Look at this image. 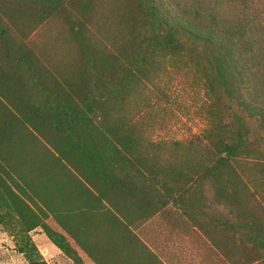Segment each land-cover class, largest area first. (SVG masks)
I'll use <instances>...</instances> for the list:
<instances>
[{"label":"trees","instance_id":"trees-1","mask_svg":"<svg viewBox=\"0 0 264 264\" xmlns=\"http://www.w3.org/2000/svg\"><path fill=\"white\" fill-rule=\"evenodd\" d=\"M50 26L74 45L76 62L86 68L77 65L72 75L57 69L58 61L52 62L44 45ZM101 32L111 36L106 50H98L93 40ZM199 45L204 47L202 75L209 96L214 97L209 104L212 117L201 138L218 155L209 175L212 181H224L218 184L216 195L230 209L225 216L177 204L166 181L169 165L159 155L163 148L180 150V142L167 147L153 141L143 145L138 139L144 137L125 128L123 117L110 118V111L108 116L100 114L107 100L124 97L128 83L157 51L176 53ZM237 75L232 52L176 19L164 0H0V171L17 185L9 173L13 167L6 150L21 140L25 127H43L47 116L78 156L87 165L90 162V171H86L90 175L84 173L81 186L88 193L97 191L93 192L96 200L107 195L117 209L115 203L127 200L128 209L122 208L129 213L135 212L132 203H138L145 219L169 204L176 205L222 257H230L229 248L246 242L258 250L242 264L260 262L264 260V221L251 213L256 196L248 190L250 178L236 164L253 144L243 117L236 113L239 106L245 111L251 107L239 93ZM217 94L226 99L225 109L219 112ZM221 119L226 121L221 124ZM0 208L18 217L24 238L16 250L27 264H48L29 233L38 227L74 264H84L66 237L45 223L1 172ZM53 213L61 227L77 239L72 227L59 219V214L67 212Z\"/></svg>","mask_w":264,"mask_h":264},{"label":"rangeland","instance_id":"rangeland-1","mask_svg":"<svg viewBox=\"0 0 264 264\" xmlns=\"http://www.w3.org/2000/svg\"><path fill=\"white\" fill-rule=\"evenodd\" d=\"M164 2L176 19L194 31L220 41L232 52L238 71L239 93L251 106L246 111L239 106L236 113L243 117L247 137L253 143L249 153L239 157L236 164L239 171L250 178L247 180L248 190L256 196L250 205L251 213L263 222L264 0ZM50 29L51 32L44 38V45L53 58L52 62L58 61L57 69L72 75L77 65L86 68L87 65L76 62L74 45L68 43L58 28L50 26ZM93 40L97 42L98 50H106L111 36L101 32L95 34ZM203 49L199 45L176 53L157 51L150 64L128 83L124 97L118 101L107 100L100 107V114L108 116L110 111V118H114V115L123 117L125 128H132L144 137L141 141L138 139L143 145L153 141L172 146L175 141L180 142V150L163 148V153L159 155L160 161L169 165L166 181L169 190L176 196L177 204L191 209L201 208L211 215L225 216L229 215L230 209L216 195L218 184L224 181L214 182L209 175V169L214 166L218 155L214 147L201 138L203 130L209 125L208 119H211L209 104L214 100L208 94L207 81L202 75ZM217 99L220 102L219 112L225 109L226 99L219 94ZM225 121L221 119L218 122L223 124ZM56 128L46 116L43 127H25L21 140L7 148L6 159L13 167L9 173L17 185H14L13 178L0 172L45 223L62 233L53 211L67 212L59 214V219L64 224H73L74 211L85 205L87 201H84V197L89 196L81 186V179L85 180L84 173L90 175L91 165L78 156L64 140L60 129ZM223 128L225 125H220V129ZM236 186L245 191L239 182H236ZM161 213L144 226L145 229H154L145 233V239L155 245L162 240L158 230L160 223L173 230V243L163 247L164 254L169 257V261L165 260L169 264H242L253 258L258 250L245 242L239 247L229 248L230 257L224 258L211 247L207 238L195 227V222L180 214L176 205L169 204ZM174 230L180 233H174ZM29 233L48 264H74L51 243L40 227ZM23 238L18 217L0 208V264H27L24 255L16 250L23 243ZM68 239L73 245L72 240ZM156 246H160V243ZM257 254L262 255L260 252ZM82 258L84 264H93L89 256L83 255ZM251 264H264V260Z\"/></svg>","mask_w":264,"mask_h":264},{"label":"crops","instance_id":"crops-1","mask_svg":"<svg viewBox=\"0 0 264 264\" xmlns=\"http://www.w3.org/2000/svg\"><path fill=\"white\" fill-rule=\"evenodd\" d=\"M93 192L97 194V191L92 190L89 196L84 197V201H87L84 202L85 205H81L77 212L74 211L73 224H66L72 227L77 239L70 236L60 225L62 234L68 242V238L72 240L73 245L69 243L81 258L83 255L89 256L93 264H169V257L164 254L163 247L173 243V230L160 223L158 230L162 240L156 243V245L160 243L158 247L152 241L147 242L145 237L146 232L154 229H145L144 226L161 216V211L145 219L143 212L139 214L138 203H132L131 208H135V212L129 213L122 208L128 209L127 200L115 203L119 207L117 209L110 203L107 195L98 201ZM174 233L180 232L174 230Z\"/></svg>","mask_w":264,"mask_h":264}]
</instances>
